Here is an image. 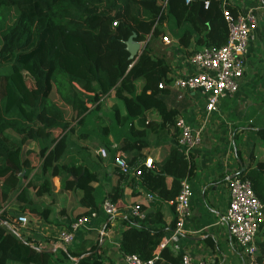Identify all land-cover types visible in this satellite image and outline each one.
I'll return each mask as SVG.
<instances>
[{"label":"trees","instance_id":"trees-1","mask_svg":"<svg viewBox=\"0 0 264 264\" xmlns=\"http://www.w3.org/2000/svg\"><path fill=\"white\" fill-rule=\"evenodd\" d=\"M224 11L241 15L228 0H0V264H103L97 249L51 253L49 242L38 246L44 239L31 237L32 228L48 220L58 194L80 195L90 209L83 215L100 217L106 201L125 209L128 183L138 184L156 211L146 214L141 205L143 218L123 221L121 253L144 262L155 257L165 232L160 204L175 210L181 182L195 170L179 151L176 127L190 95L172 88L174 57L163 40L188 48L189 58L220 49L229 35ZM131 38L143 46L134 59L126 44ZM108 99L114 104L105 112ZM247 131L264 148V127L251 124ZM159 147L168 156L147 169V155ZM236 153L238 177L264 205V162L252 151L244 168ZM119 154L140 177L122 173ZM104 163L120 181L107 191L101 184L111 170ZM22 216L30 229L18 235L11 226ZM182 257L165 248L155 264H182ZM252 263L264 264V220L257 253L244 256V264Z\"/></svg>","mask_w":264,"mask_h":264},{"label":"crops","instance_id":"crops-1","mask_svg":"<svg viewBox=\"0 0 264 264\" xmlns=\"http://www.w3.org/2000/svg\"><path fill=\"white\" fill-rule=\"evenodd\" d=\"M228 1L239 9L241 15L253 12L258 22L249 44L240 90L233 98L222 100L218 112L213 114L206 113L205 98L201 93L190 94L189 102L187 101L188 104L182 111L184 120L202 129L201 144L187 155L195 164L193 174L185 179L192 192L191 215L185 220L183 231L174 236L176 229L174 222L177 218L172 204L163 202L158 209L165 230L161 243L169 240L166 248L174 254L182 256L189 254L194 260L210 264H244L246 256L232 240L228 229L220 225V219L230 203L228 183L234 177H238V170L241 167L236 150L242 153L244 168L251 165L252 151L256 162H264V148L257 142V133L247 131L251 124L257 128L264 127V4L261 0ZM189 49H193V46ZM170 51L174 57V77L190 75L192 71L188 48L180 47L171 41ZM103 109L110 111L106 105ZM241 138L243 142H239ZM83 144L93 148L97 156L99 151L103 150L95 149V144L89 141ZM168 154L169 150L159 147L152 150L147 159L150 158L158 164L162 163ZM103 167L111 170L107 163H104ZM119 183V176L111 170L103 178L101 185L107 191ZM166 183L170 189L173 179L167 178ZM54 184L59 190L58 179H55ZM147 195L146 192L140 191L138 184L133 187L128 183L125 189L127 207L121 209L120 215L107 219L103 211L97 220L91 221L77 231L74 245L64 247L58 239L59 232L68 228L77 217L89 212L90 209L81 203L80 195L69 200L66 195L58 194L57 203L51 207L50 217L32 228L31 237L44 239L38 246L46 245L45 241L49 242L51 253L59 254L68 248L79 252L92 248L100 250L103 264H126L120 250L122 233L126 230L123 221L134 216L133 210L141 205L145 208L146 214L155 213L156 210L150 205L151 201L149 202ZM43 204L49 206L50 200L46 199ZM163 250L159 245L155 254L160 255ZM73 261L77 262L78 259Z\"/></svg>","mask_w":264,"mask_h":264},{"label":"built area","instance_id":"built-area-1","mask_svg":"<svg viewBox=\"0 0 264 264\" xmlns=\"http://www.w3.org/2000/svg\"><path fill=\"white\" fill-rule=\"evenodd\" d=\"M189 1L186 0L187 3ZM224 16L229 25L227 44L220 49H204L192 55L189 58L192 73L176 77L172 84L173 90L178 92L180 97L196 92L201 93L205 98L207 114L218 112L222 100L231 99L239 92L249 44L258 26L253 12H246L234 19L228 11H224ZM163 43L169 45L171 41L165 38ZM160 88H163V85H160ZM176 127L179 132V151L187 156L201 144L202 129L188 124L184 118L179 119ZM99 155L103 158L107 157L104 150H100ZM115 165L126 175L132 174L138 178L142 174L141 171L133 172L120 154L116 157ZM153 166L154 161L148 158L145 167L152 169ZM228 190L230 203L220 219V225L228 229L230 237L243 253L253 259L258 251V235L264 220V205L255 195L251 184L240 177H234L229 181ZM191 198L190 185L184 180L181 182V191L174 204L177 218L174 236L183 231L185 220L191 215ZM102 209L110 218H115L121 213V210L109 201L103 204ZM133 215L142 218L137 208L133 210ZM97 218L98 215L93 212L78 217L68 228L59 232V241L64 247H71L75 243L77 231ZM29 229L25 216L18 218L11 226V230L18 235L26 234ZM168 244L169 240L162 242L161 249H165ZM158 260L159 254H155V257L147 262L137 256H124L126 264H155ZM182 264L210 263L194 260L191 255L185 254L182 257Z\"/></svg>","mask_w":264,"mask_h":264},{"label":"water","instance_id":"water-1","mask_svg":"<svg viewBox=\"0 0 264 264\" xmlns=\"http://www.w3.org/2000/svg\"><path fill=\"white\" fill-rule=\"evenodd\" d=\"M126 44H127V49L131 54V59L137 57L141 49L143 48L141 44L135 42L133 38H131Z\"/></svg>","mask_w":264,"mask_h":264},{"label":"rangeland","instance_id":"rangeland-1","mask_svg":"<svg viewBox=\"0 0 264 264\" xmlns=\"http://www.w3.org/2000/svg\"><path fill=\"white\" fill-rule=\"evenodd\" d=\"M142 50V49H141ZM113 99H108V100H106V102H105V105L108 107V108H110L112 105H113ZM105 112H109V111H105Z\"/></svg>","mask_w":264,"mask_h":264}]
</instances>
